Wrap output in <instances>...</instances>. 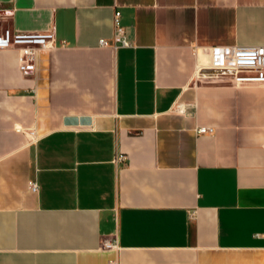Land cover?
Here are the masks:
<instances>
[{
  "label": "crops",
  "instance_id": "obj_1",
  "mask_svg": "<svg viewBox=\"0 0 264 264\" xmlns=\"http://www.w3.org/2000/svg\"><path fill=\"white\" fill-rule=\"evenodd\" d=\"M0 10L55 34L26 73L20 46L0 49V264H264V85L199 76L193 50L264 46V0Z\"/></svg>",
  "mask_w": 264,
  "mask_h": 264
},
{
  "label": "built area",
  "instance_id": "obj_2",
  "mask_svg": "<svg viewBox=\"0 0 264 264\" xmlns=\"http://www.w3.org/2000/svg\"><path fill=\"white\" fill-rule=\"evenodd\" d=\"M114 40L124 46L132 45L127 38L125 28L120 25V12L115 14ZM102 44H107L106 40ZM20 46V70L26 73L35 67V55L39 48H49L55 45V34L52 31L38 33H17L7 27H0V49ZM193 50L197 56L206 55L208 62L199 63L197 72L199 76L216 79L228 78L235 85L260 84L264 85V46H198ZM211 70L213 73H204ZM177 110L184 111L177 106ZM213 127H199V133H214ZM120 155L117 159H124ZM29 187L37 191L39 185L36 181H30ZM103 249L120 250L118 238H108L103 241ZM110 264H118V259L112 260Z\"/></svg>",
  "mask_w": 264,
  "mask_h": 264
},
{
  "label": "water",
  "instance_id": "obj_3",
  "mask_svg": "<svg viewBox=\"0 0 264 264\" xmlns=\"http://www.w3.org/2000/svg\"><path fill=\"white\" fill-rule=\"evenodd\" d=\"M1 14H4V12L0 10V15H1Z\"/></svg>",
  "mask_w": 264,
  "mask_h": 264
}]
</instances>
